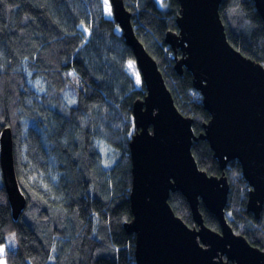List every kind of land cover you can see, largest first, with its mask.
I'll return each instance as SVG.
<instances>
[{"label":"trees","instance_id":"16d2710c","mask_svg":"<svg viewBox=\"0 0 264 264\" xmlns=\"http://www.w3.org/2000/svg\"><path fill=\"white\" fill-rule=\"evenodd\" d=\"M123 1L137 38L198 136L210 115L193 75L176 70L181 53L166 43L169 32H178L179 1ZM220 14L229 42L264 66V21L254 0H224ZM118 28L105 17L102 0H0V139L12 130L27 199L15 220L1 170L0 247L11 234L19 244L7 251V264H137L136 239L125 225L133 218V110L147 90L126 69L136 60ZM192 152L209 175L226 173L233 230L263 250L264 211L261 220L248 212L250 186L240 163L223 171L205 140L194 142ZM170 204L194 225L181 193ZM200 210L205 224L219 231L202 203Z\"/></svg>","mask_w":264,"mask_h":264},{"label":"water","instance_id":"95a60500","mask_svg":"<svg viewBox=\"0 0 264 264\" xmlns=\"http://www.w3.org/2000/svg\"><path fill=\"white\" fill-rule=\"evenodd\" d=\"M114 20L132 48L147 93L134 105L136 133L130 143L133 218L125 228L134 235L137 264H264V251L235 233L227 219L229 178L200 169L194 142L209 143L224 171L238 161L251 187L247 210L260 220L264 207V66L244 56L228 40L220 14L224 0H178V32L166 43L181 57L176 70L194 77L210 120L198 136L194 120L176 106L156 60L137 38L133 16L123 0H110ZM264 21V0H254ZM4 185L18 220L27 199L15 166L11 129L0 139ZM187 200L195 226L176 215L171 195ZM201 203L220 223L221 231L205 224ZM226 258V261L224 260Z\"/></svg>","mask_w":264,"mask_h":264},{"label":"rangeland","instance_id":"374dc122","mask_svg":"<svg viewBox=\"0 0 264 264\" xmlns=\"http://www.w3.org/2000/svg\"><path fill=\"white\" fill-rule=\"evenodd\" d=\"M102 1H103V5H104L105 17L108 19H113L114 13H113V7L111 4V1L107 0V4H105V0H102ZM108 6H110V8H111V15L110 16L108 15ZM119 28L117 29V31L120 33L121 29H119ZM129 64H132L133 67L129 68ZM126 69H127L128 73L132 76V78L136 81V83H137V76L139 77V83H137V86L141 87V85L143 84V80H142V76H141L140 70L138 68V65L136 64V61H134V60L129 61ZM134 133H135V128L132 129L131 138H132ZM0 171H1V165H0ZM0 182H1V175H0ZM18 245L19 244H18V241H17L15 234H11L7 237L6 244H4L3 246L0 247V249H3V252H0V264H7L6 258H5L7 251L8 250H11V251L16 250L18 248Z\"/></svg>","mask_w":264,"mask_h":264},{"label":"flooded vegetation","instance_id":"af4514ba","mask_svg":"<svg viewBox=\"0 0 264 264\" xmlns=\"http://www.w3.org/2000/svg\"><path fill=\"white\" fill-rule=\"evenodd\" d=\"M180 52V51H179ZM226 174V173H225ZM250 190H251V187H250ZM250 192V191H249ZM263 211H264V207H263V210H262V213H263ZM226 213H227V219H228V222H229V224L231 225V215L227 212V209H226ZM262 213H261V216H262ZM252 214V213H251ZM254 216H255V214H253ZM256 217V216H255ZM257 218V217H256ZM258 219V218H257ZM259 220V219H258ZM261 220V219H260ZM195 226V224L193 225V226H190V227H194ZM231 227H232V225H231ZM233 228V227H232ZM219 231H221V226H220V230ZM218 231V232H219ZM251 244V243H250ZM253 247H257V246H255V245H253V244H251ZM257 248H259V247H257ZM262 250V249H261ZM262 251H264V249L262 250ZM224 260L226 261V258H224ZM229 264H235V263H232V262H229Z\"/></svg>","mask_w":264,"mask_h":264},{"label":"snow or ice","instance_id":"6c2138e0","mask_svg":"<svg viewBox=\"0 0 264 264\" xmlns=\"http://www.w3.org/2000/svg\"><path fill=\"white\" fill-rule=\"evenodd\" d=\"M105 4H107V0H105ZM108 15L110 16L111 15V8L110 6H108ZM133 65L132 64H129V68H132ZM137 83H139V77L137 76ZM0 252H3V249H0Z\"/></svg>","mask_w":264,"mask_h":264}]
</instances>
